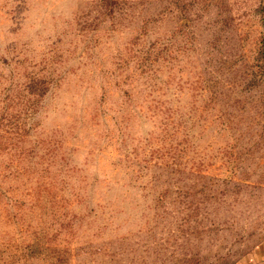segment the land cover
Masks as SVG:
<instances>
[{
	"label": "rangeland",
	"instance_id": "374dc122",
	"mask_svg": "<svg viewBox=\"0 0 264 264\" xmlns=\"http://www.w3.org/2000/svg\"><path fill=\"white\" fill-rule=\"evenodd\" d=\"M263 10L0 0L6 263L248 264L264 253Z\"/></svg>",
	"mask_w": 264,
	"mask_h": 264
},
{
	"label": "trees",
	"instance_id": "16d2710c",
	"mask_svg": "<svg viewBox=\"0 0 264 264\" xmlns=\"http://www.w3.org/2000/svg\"><path fill=\"white\" fill-rule=\"evenodd\" d=\"M262 21H263V27H264V10L262 11ZM258 54L260 55V57L264 61V32H263L262 37H261L260 50H259ZM11 97H12V95H11ZM14 133H15L14 137H17L16 141L17 142L20 141L21 140V135L20 134H16V132H14ZM22 153L23 152H16L15 155L20 156V155H22ZM23 155H24V153H23ZM34 241L32 242V245L24 247L26 252H27V254L28 253L31 254L30 256H35L36 254H39V251L37 250V247H36V246H38V243L35 241L37 243V245L36 244L33 245ZM9 254H11V253H7L6 250H4V249L0 250V264H7L6 262H8Z\"/></svg>",
	"mask_w": 264,
	"mask_h": 264
},
{
	"label": "crops",
	"instance_id": "0c3cea01",
	"mask_svg": "<svg viewBox=\"0 0 264 264\" xmlns=\"http://www.w3.org/2000/svg\"><path fill=\"white\" fill-rule=\"evenodd\" d=\"M248 264H264V253H255L248 258Z\"/></svg>",
	"mask_w": 264,
	"mask_h": 264
}]
</instances>
